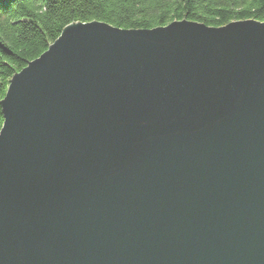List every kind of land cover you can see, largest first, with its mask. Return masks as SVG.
<instances>
[{
    "label": "water",
    "instance_id": "1",
    "mask_svg": "<svg viewBox=\"0 0 264 264\" xmlns=\"http://www.w3.org/2000/svg\"><path fill=\"white\" fill-rule=\"evenodd\" d=\"M0 107V264H264V23L71 24Z\"/></svg>",
    "mask_w": 264,
    "mask_h": 264
},
{
    "label": "trees",
    "instance_id": "2",
    "mask_svg": "<svg viewBox=\"0 0 264 264\" xmlns=\"http://www.w3.org/2000/svg\"><path fill=\"white\" fill-rule=\"evenodd\" d=\"M184 20L210 28L264 23V0H0V102L13 76L71 24L99 21L125 30H153ZM3 122L0 107V131Z\"/></svg>",
    "mask_w": 264,
    "mask_h": 264
}]
</instances>
